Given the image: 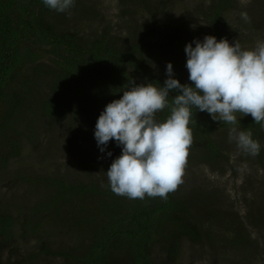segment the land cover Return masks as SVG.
Instances as JSON below:
<instances>
[{"label": "trees", "instance_id": "obj_1", "mask_svg": "<svg viewBox=\"0 0 264 264\" xmlns=\"http://www.w3.org/2000/svg\"><path fill=\"white\" fill-rule=\"evenodd\" d=\"M233 3L234 0H214L201 12L219 40L223 38L220 21ZM54 13L43 0H0V169H8L19 154L23 133L35 136L38 120L52 129L72 113L76 124L79 111L87 106L86 110L94 115L90 120L96 123L105 106L122 97L128 81L162 87L167 79L147 62V42L121 45L111 27L101 32L94 29L90 36L76 28H59ZM174 57L179 60L178 53ZM183 77L174 74L180 83H192ZM176 94L170 92L169 104ZM30 110L34 120L28 119L25 131L19 129L24 113ZM169 115L170 108L166 107L155 118L163 122ZM225 126L233 125L214 121L207 112L192 108V143L203 149L205 159L224 155L212 134ZM236 127L250 131L259 142L258 159L264 165V128L251 115L242 114ZM94 143L104 159L96 171L87 173V182L71 180L63 174L34 173L21 179L13 175L15 181L28 180L33 187L40 183L45 194L26 204L19 215L10 207L0 209V257L7 249L23 256L9 257L6 264H34L38 258L50 256L61 257L65 264H176L183 239L211 241L225 234V244L245 245V236L236 234L230 240L229 229L220 232V226L227 223L225 216L195 214L194 200L180 193V185L166 200L148 196L143 200L129 199L115 194L106 171L121 154L122 146L111 140L101 152L96 138ZM109 151L111 156L107 155ZM50 225L66 227L67 232L77 233L82 239L75 245L54 248L42 237ZM33 238L38 249L19 253L20 247ZM156 246H160L159 261L153 254ZM250 261L246 258L240 264Z\"/></svg>", "mask_w": 264, "mask_h": 264}, {"label": "rangeland", "instance_id": "obj_2", "mask_svg": "<svg viewBox=\"0 0 264 264\" xmlns=\"http://www.w3.org/2000/svg\"><path fill=\"white\" fill-rule=\"evenodd\" d=\"M212 1L74 0V7L67 11L55 10L54 21L59 28H76L89 36L94 29L101 32L111 27V33L119 37L121 45L145 41L150 46L147 62L154 72L167 77L166 67L171 62L175 75L188 78L186 44L195 39L202 41L206 35L215 36L208 18L201 14ZM242 12H247L249 21L241 18ZM222 18L221 33L229 43L238 40L242 48L252 49L257 42H264V0H234ZM164 52L167 54L165 57ZM177 53L178 61L174 59ZM87 108L79 111L76 124L73 122L75 116L68 113L52 129L38 120V126L33 131L35 136L23 133V147L19 154L8 169H0L1 210L4 211L5 206L10 207L14 214L18 212L19 215L26 204L30 205L45 194L43 187H39L40 183L33 187L28 180L15 181L13 175L21 179L34 173L63 174L71 180L87 182V173L96 171V166L103 164L104 155L94 146L96 123L90 120L94 115ZM236 115L239 118L241 113ZM24 116L19 129L25 131L26 122L34 120V116H31V110ZM232 127H220L212 134L223 150L224 155L220 158L205 159L201 155L203 149L191 144L183 183L179 187L182 195L190 201L194 200L195 214L210 213L217 218L225 216L223 220L227 219V223L220 226V232L229 229L230 240L240 234L245 236L246 243L244 246L240 244V247H235L233 242L225 244V234L217 235L211 241L183 239L176 264H240L246 258L251 260L248 264H264V165L258 155L245 153L237 147L235 140H229ZM215 228L218 229L217 226ZM46 231L48 233L42 237L54 248L75 245L82 239L77 233L67 232L63 226L50 225ZM16 239L22 242L19 235ZM36 244V238H33L20 247L19 253L37 250ZM153 254L160 260V246L154 248ZM9 257L21 259L23 256L9 249L3 250L0 264H6ZM34 264L65 263L61 257L50 256L40 257Z\"/></svg>", "mask_w": 264, "mask_h": 264}, {"label": "clouds", "instance_id": "obj_3", "mask_svg": "<svg viewBox=\"0 0 264 264\" xmlns=\"http://www.w3.org/2000/svg\"><path fill=\"white\" fill-rule=\"evenodd\" d=\"M50 9L65 12L74 0H43ZM241 18L249 21L247 12ZM193 42L195 47H193ZM185 46L186 68L191 84L174 78L168 62L162 87L128 81L119 99L108 103L99 115L94 136L100 151L114 140L122 151L106 171L111 190L129 199L145 196L167 199L183 183L188 150L193 136L189 123L192 108L207 112L214 121L233 127L229 140L245 153L256 156L260 144L250 131L239 130L236 113L251 115L264 128V42L244 49L238 40L229 43L206 35ZM176 91L171 104L168 96ZM166 107L170 115L163 122L157 112ZM108 156L112 153L109 151Z\"/></svg>", "mask_w": 264, "mask_h": 264}]
</instances>
